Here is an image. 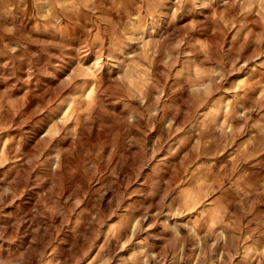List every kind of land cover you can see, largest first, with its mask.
I'll list each match as a JSON object with an SVG mask.
<instances>
[{"label": "rangeland", "instance_id": "1", "mask_svg": "<svg viewBox=\"0 0 264 264\" xmlns=\"http://www.w3.org/2000/svg\"><path fill=\"white\" fill-rule=\"evenodd\" d=\"M0 264H264V0H0Z\"/></svg>", "mask_w": 264, "mask_h": 264}]
</instances>
